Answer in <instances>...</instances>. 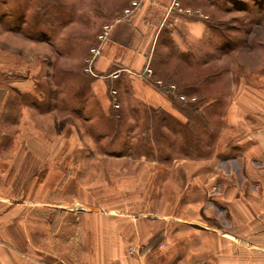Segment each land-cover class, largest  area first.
Returning a JSON list of instances; mask_svg holds the SVG:
<instances>
[{"label": "rangeland", "instance_id": "1", "mask_svg": "<svg viewBox=\"0 0 264 264\" xmlns=\"http://www.w3.org/2000/svg\"><path fill=\"white\" fill-rule=\"evenodd\" d=\"M134 1L140 6L127 15ZM193 21L205 31L191 39ZM108 23V39L124 26L140 45L154 39L143 70L155 80L158 68L165 88L176 85L183 121L130 94L118 108L95 95L100 73L87 59L108 41L98 39ZM245 89L264 98V0H0V192L15 203L46 198L53 211L75 201L123 208L146 190L129 186L145 174L141 162L210 154ZM260 230L261 247L264 220ZM239 254L264 263L262 248Z\"/></svg>", "mask_w": 264, "mask_h": 264}, {"label": "crops", "instance_id": "2", "mask_svg": "<svg viewBox=\"0 0 264 264\" xmlns=\"http://www.w3.org/2000/svg\"><path fill=\"white\" fill-rule=\"evenodd\" d=\"M188 29L191 39L199 38L205 23L193 21ZM122 30L96 60L95 95L112 106L108 75L117 65L118 100L130 94L183 121L174 91L155 84L167 77L157 68L153 80L143 70L154 39L140 45L137 32ZM174 38L179 44L183 39L178 33ZM246 91L230 103L210 154L170 153L141 162L146 175L129 186L146 190L127 197L123 208L75 201L53 211L46 198L15 203L0 192V264H264L239 261V253L264 250L257 241L264 220V98L259 90ZM247 243L252 249H245Z\"/></svg>", "mask_w": 264, "mask_h": 264}, {"label": "built area", "instance_id": "3", "mask_svg": "<svg viewBox=\"0 0 264 264\" xmlns=\"http://www.w3.org/2000/svg\"><path fill=\"white\" fill-rule=\"evenodd\" d=\"M140 6V3L138 1H134L132 3V7H129L125 10V13L127 15H130L134 12L135 8ZM187 12H190V10H188ZM111 29H112V24H105L101 33L99 34L98 36V39L99 41L101 42H105L109 35H110V32H111ZM101 51H102V45L100 46H95L91 49V57H89L87 59V63H88V66H87V70L92 72L94 71L95 69V63H96V60H97V57L101 54ZM92 66H94V69L92 70ZM146 73L151 76L153 74V71L151 68H147L146 69ZM121 76V71H114V72H111L108 77L111 79V80H117L118 78H120ZM155 84L158 86V87H164V83L162 80H155ZM169 90H175L176 89V85L175 84H171L168 86ZM110 95H111V98H112V101L114 103V107L118 108L120 105L118 103V90L116 87H111L110 88ZM180 100L182 101H187V102H194L196 100L195 97H193L192 99H189L190 101H188V99L186 98L185 95H179L178 96ZM130 251H132V249H130Z\"/></svg>", "mask_w": 264, "mask_h": 264}]
</instances>
